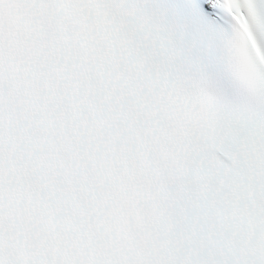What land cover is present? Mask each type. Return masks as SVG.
I'll return each mask as SVG.
<instances>
[{"label":"snow or ice","instance_id":"1","mask_svg":"<svg viewBox=\"0 0 264 264\" xmlns=\"http://www.w3.org/2000/svg\"><path fill=\"white\" fill-rule=\"evenodd\" d=\"M0 264H264V0H0Z\"/></svg>","mask_w":264,"mask_h":264}]
</instances>
